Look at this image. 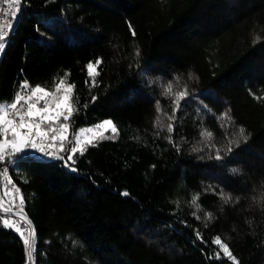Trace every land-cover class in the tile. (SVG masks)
I'll return each mask as SVG.
<instances>
[{
	"label": "trees",
	"instance_id": "16d2710c",
	"mask_svg": "<svg viewBox=\"0 0 264 264\" xmlns=\"http://www.w3.org/2000/svg\"><path fill=\"white\" fill-rule=\"evenodd\" d=\"M13 27L0 100L25 81L51 90L65 78L75 86L72 128L108 119L118 130L74 163L11 162L35 264H233L217 236L239 264H264V0H22ZM97 59L93 86L86 65ZM0 264H26L2 223Z\"/></svg>",
	"mask_w": 264,
	"mask_h": 264
},
{
	"label": "snow or ice",
	"instance_id": "6c2138e0",
	"mask_svg": "<svg viewBox=\"0 0 264 264\" xmlns=\"http://www.w3.org/2000/svg\"><path fill=\"white\" fill-rule=\"evenodd\" d=\"M6 5L4 12L0 15L3 20H0V53L6 48V37L9 35L13 22L17 18L21 9L22 0H3ZM131 27V26H130ZM133 35L135 33L133 32ZM259 37H257V40ZM255 42V41H254ZM139 55V52L136 53ZM101 64V60L97 59L94 63L89 62L86 67L88 76L92 78L93 86H95V76L99 75L97 66ZM74 85L66 83L65 78H61L58 83L52 86V89L40 85L30 86L27 81L20 85L21 91L13 93L11 100H0V163L12 162L14 158L30 159L34 163L43 164L45 158H58L66 161H74L76 153L83 154L86 146H94V142L99 138H105V133L111 132L112 135H117L118 130L111 120H104L94 127L81 128L78 131L72 128L70 119L76 111L73 103ZM172 84L169 83L165 88V95H172ZM189 96L185 87L182 91L175 93L173 100L172 114L168 116L170 121L166 127L169 133L174 131L173 123L176 119V112L181 107V101ZM95 99V97H93ZM156 110L161 111L159 102H157ZM62 118V119H61ZM222 120L231 121V117L227 112L219 117ZM92 133L89 137L84 135ZM83 135V139L81 136ZM210 131H202L201 136L205 139H211ZM71 137V139H70ZM239 137L247 141L248 136L245 135L243 128L239 129ZM171 140V136H169ZM236 141H229L228 151L231 152V145ZM67 145V146H66ZM67 153V156L60 155ZM217 160L222 159L219 152ZM75 171V169H73ZM233 172L238 170L233 169ZM2 175L6 178L7 184L12 185L13 182L8 177V170L4 169ZM128 195V193H123ZM13 196V199L6 202L5 198ZM221 198L228 202L231 199L230 195L221 193ZM19 200L17 205L16 200ZM7 203V206L5 204ZM192 205L199 209L198 195L193 196ZM24 198L19 195V189L6 188L3 195H0V223L5 228H10L15 231L23 244L26 264H35V254L37 252L36 232L32 227L31 220L28 219L24 212ZM193 215H196L194 212ZM206 218H211V213H204ZM13 216H19L18 221L12 219ZM197 219L199 217L197 216ZM21 221L25 227H21ZM198 238L200 234H196ZM212 243L219 246L224 256L230 258L233 264H239L232 255L228 245L222 242L219 236L212 240ZM215 258H219V252L215 254Z\"/></svg>",
	"mask_w": 264,
	"mask_h": 264
},
{
	"label": "built area",
	"instance_id": "2783aa9c",
	"mask_svg": "<svg viewBox=\"0 0 264 264\" xmlns=\"http://www.w3.org/2000/svg\"><path fill=\"white\" fill-rule=\"evenodd\" d=\"M5 8H6V5L3 3V0H0V14H2L4 12ZM0 20H3V16L2 15H0ZM15 21H16V19L13 22V26L15 24ZM18 91H21V89H19ZM47 159H50V158H45V160H47ZM10 164H11V162H7V161L3 162V163H0V188H3V189L12 188V185L7 184L6 178L2 175L3 170L7 169L8 170L7 179H10V177H9ZM0 195H1V191H0ZM11 199H13V196H11ZM15 218H18V217H15ZM18 219H20V218H18ZM21 226L25 227V225H24V223L22 221H21Z\"/></svg>",
	"mask_w": 264,
	"mask_h": 264
},
{
	"label": "rangeland",
	"instance_id": "374dc122",
	"mask_svg": "<svg viewBox=\"0 0 264 264\" xmlns=\"http://www.w3.org/2000/svg\"><path fill=\"white\" fill-rule=\"evenodd\" d=\"M0 54H1V53H0ZM104 120H108V119H104ZM104 120H102V121H104ZM102 121H100V122H98V123H96V124H99V123H101ZM96 124H95V125H96ZM95 125H93V126H89V127H81V128H85V129H86V128L94 127ZM81 128H78L77 131H78L79 129H81ZM107 133H111V132L109 131V132H107ZM84 135H87V136L90 137V136L92 135V133H86V134H84ZM81 139H83V135L81 136ZM3 194H4V192H3ZM18 217H19V216H18Z\"/></svg>",
	"mask_w": 264,
	"mask_h": 264
},
{
	"label": "water",
	"instance_id": "95a60500",
	"mask_svg": "<svg viewBox=\"0 0 264 264\" xmlns=\"http://www.w3.org/2000/svg\"><path fill=\"white\" fill-rule=\"evenodd\" d=\"M20 11H21V9H20ZM20 11H19L18 16H17V18H16V22H17V20H18V17H19ZM13 29H14V27L11 28V30H10V32H9V35L12 33ZM9 35H8V36H9ZM8 36H7V37H8ZM7 37H6V38H7Z\"/></svg>",
	"mask_w": 264,
	"mask_h": 264
}]
</instances>
